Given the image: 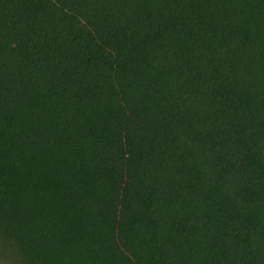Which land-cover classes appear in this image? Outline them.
Wrapping results in <instances>:
<instances>
[{
    "label": "trees",
    "instance_id": "trees-1",
    "mask_svg": "<svg viewBox=\"0 0 264 264\" xmlns=\"http://www.w3.org/2000/svg\"><path fill=\"white\" fill-rule=\"evenodd\" d=\"M0 238L264 264V0H0Z\"/></svg>",
    "mask_w": 264,
    "mask_h": 264
},
{
    "label": "rangeland",
    "instance_id": "rangeland-1",
    "mask_svg": "<svg viewBox=\"0 0 264 264\" xmlns=\"http://www.w3.org/2000/svg\"><path fill=\"white\" fill-rule=\"evenodd\" d=\"M0 264H23L15 246L0 238Z\"/></svg>",
    "mask_w": 264,
    "mask_h": 264
}]
</instances>
